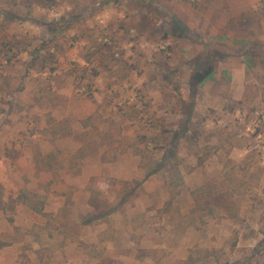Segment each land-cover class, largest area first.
I'll return each mask as SVG.
<instances>
[{"label": "rangeland", "instance_id": "rangeland-1", "mask_svg": "<svg viewBox=\"0 0 264 264\" xmlns=\"http://www.w3.org/2000/svg\"><path fill=\"white\" fill-rule=\"evenodd\" d=\"M5 35L0 264H264V0H0Z\"/></svg>", "mask_w": 264, "mask_h": 264}, {"label": "trees", "instance_id": "trees-1", "mask_svg": "<svg viewBox=\"0 0 264 264\" xmlns=\"http://www.w3.org/2000/svg\"><path fill=\"white\" fill-rule=\"evenodd\" d=\"M12 14V13H11ZM15 17H17V14L14 15ZM1 37V36H0ZM6 41V35L2 36L0 38V47L3 48V46L6 48L7 51H11V47L13 45V43L11 41H8L7 43H5ZM1 50V49H0ZM176 172V169L174 168L172 173ZM170 185L173 187H177L178 185L176 184V182L174 181V179L171 180Z\"/></svg>", "mask_w": 264, "mask_h": 264}]
</instances>
